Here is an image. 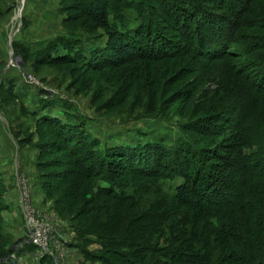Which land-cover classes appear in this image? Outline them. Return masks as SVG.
<instances>
[{"label":"rangeland","instance_id":"obj_1","mask_svg":"<svg viewBox=\"0 0 264 264\" xmlns=\"http://www.w3.org/2000/svg\"><path fill=\"white\" fill-rule=\"evenodd\" d=\"M89 1L0 0V264L18 263L12 255L24 264H104L94 257L105 254L104 237L87 225L102 221L139 234L148 229L154 204L168 212L176 208L161 217L165 223L190 214L179 224L187 233L181 235L192 240V211L180 186L202 173L195 179L202 188L229 195L246 170L241 159L258 150L255 143L239 152L242 111L248 134H264V93L235 71L249 56L208 50L216 39L208 31L212 16L229 17V2L247 13L245 22L252 20L239 32L264 44V0H102L105 27L89 18ZM112 33L138 43L128 45L133 60L106 51ZM68 54L74 58L67 62L48 60ZM254 60L264 65V59ZM246 71L257 73L253 65ZM62 127L86 135L79 158L58 145L66 134ZM142 149L147 156L131 158ZM77 159L89 179L77 175ZM109 173L127 184L107 182ZM109 188L134 199L120 210L103 190ZM117 209L140 216L125 222ZM35 227L42 228L44 250ZM169 234L159 247H168ZM242 244L235 242L233 251ZM110 257L120 261L117 254ZM232 262L240 264L237 256Z\"/></svg>","mask_w":264,"mask_h":264},{"label":"trees","instance_id":"obj_2","mask_svg":"<svg viewBox=\"0 0 264 264\" xmlns=\"http://www.w3.org/2000/svg\"><path fill=\"white\" fill-rule=\"evenodd\" d=\"M227 9L231 13L229 17L224 15L217 17L214 15L212 16V23L209 25L208 31H210L211 35L216 39L215 43L208 47V50L213 47L212 50L214 52L220 51L221 54H232L244 57L248 55L249 57L242 60L240 63L241 65L235 68V71L238 75L243 77L245 81H249V84H252L250 85L258 94H263L264 65L260 66L254 59H264V53L262 52L264 44L259 45V43H256L254 40L251 41V38L239 32L238 28L240 27H252L251 19L246 20V22L243 20L245 14H247L245 11L243 14V11L239 10V8L237 9L232 2H229V7H227ZM86 11L89 18L96 25L101 27L108 26L107 7L102 0H90ZM202 12L196 10L195 13L202 16ZM207 14L209 16V14L211 15L212 13L208 11ZM232 17L237 22H235ZM131 44L134 48L139 47L137 42H127L117 34L112 33L109 37L106 51H110L118 58L133 60L134 51L129 47ZM199 47H202L201 40H199ZM71 56L72 55L68 54L66 56H59L57 58L49 57V59H47L51 62H67L70 58L72 59L73 56ZM249 59H253V64H250ZM103 62L106 61L103 60ZM250 65L255 66L257 69L255 77H252L246 71V68ZM258 73H260L261 76L258 77ZM238 117V128L240 137L242 136V143H238L240 154L245 152L244 149L253 148L255 143L258 150L250 155L245 154L243 159H241L246 170L240 176L235 189L230 192V196L225 192L207 188L206 185H208L209 182L207 179H204L202 183L204 187L206 186L205 189L202 188L201 184L195 180L197 177L201 176L202 173H195L197 174L194 177L195 179H192L188 184L186 183L185 186H180V196L192 211L191 216L193 218L194 232L191 231L192 233H188L191 234L193 242L190 240V237L181 235V233L183 234L186 232H184L179 224V222L182 223L186 221V219L188 220L190 214H176L178 219L175 222L169 218L168 220L166 219L167 221L165 223L161 221V217L164 218L167 214L169 217L173 210L176 211V208L168 212L162 210L161 206H155L154 204L151 210H149V213L155 214L154 216L145 211L140 212L151 216L150 225L147 226V230H150L152 227L151 233L147 230L144 232L142 229L139 234H136L135 231L125 232V230L120 227L116 229L110 228L112 224L106 225L102 221L101 224L87 225L88 231L94 232L99 237H104L101 242L104 244L103 251H105V254L102 253V255H95L94 257L102 260L104 264H216L220 261L224 262L223 264H233L235 262H232V260L237 256L240 264H264V134L260 137L254 136V133L248 134V130L249 128L251 129V127H248L246 123L247 116L242 111L241 115ZM64 129L66 130V134L59 135L60 142L58 145L61 146V148L68 147L71 149L70 151H72L73 157L75 154V156L77 155L79 158V154L82 153L81 147L84 144L83 139H87L86 135L75 127H62L60 130L62 131ZM262 130H264V128H262ZM252 138L255 139L253 140ZM143 152V149L140 150L139 153H137L139 156H134L135 154L131 153V158H143L145 155ZM96 156L99 159L102 158L99 160L102 165H106V156H101L100 153ZM97 163L99 162L96 161V164ZM74 164L76 165V171L79 177L83 178L85 174H89L81 171L83 166L82 160L77 159ZM134 165L139 164L133 163L130 167H134ZM112 170L113 169H109V172H112ZM87 172H90V170ZM85 178L89 179L88 177ZM186 178H189V176L186 175ZM104 180L112 183V185L120 187L127 184L125 182L120 183L119 180L117 181L112 173L104 175ZM103 190L105 194L111 198L110 200L114 201L115 199L117 201V206H120V210L122 207L123 209L126 208L129 201L134 199L132 195L118 193L114 191L113 188ZM120 210L115 211V215H117L119 219L126 220L125 222H130L135 217L140 216L138 212L133 216L129 213L126 214V216L123 211ZM211 217L216 218L215 223L208 222V225H205L203 221L207 222ZM159 221H161L162 224H160ZM166 230L170 233V237L166 240L169 245L168 247H159L161 245L160 239L165 236ZM81 232L83 234L87 233V231L84 230H81ZM143 233L146 234L145 238L143 237ZM200 236H202L203 241L200 240ZM130 239L133 241L128 243L127 241ZM235 242L243 243L241 248L238 247L241 250L233 251L235 249ZM139 245L142 247H139ZM132 246L136 249L128 248ZM124 249L126 251H123ZM157 252L162 253L157 254ZM229 252L233 253L230 254ZM115 254L118 255L120 261L110 257H114ZM5 260L6 259H4L2 264H11L10 261L6 262Z\"/></svg>","mask_w":264,"mask_h":264},{"label":"built area","instance_id":"obj_3","mask_svg":"<svg viewBox=\"0 0 264 264\" xmlns=\"http://www.w3.org/2000/svg\"><path fill=\"white\" fill-rule=\"evenodd\" d=\"M43 236H44V234L42 235V228L41 227H35V231H34V239H35V241L41 246V248L43 247L44 249L46 248L45 246H46V242H45V239L43 238ZM45 237V236H44ZM58 242V241H57ZM42 248V249H43ZM43 249V250H44ZM38 252V251H37ZM39 253V252H38ZM34 255V254H33ZM35 255H37V253L35 254ZM12 257H13V262L14 263H16V262H18V263H16V264H24V262H25V260H23V259H18L15 255H12ZM28 257H30L29 255H28Z\"/></svg>","mask_w":264,"mask_h":264}]
</instances>
